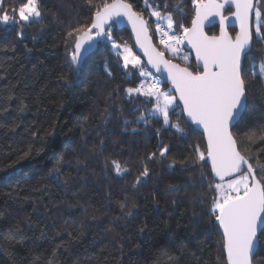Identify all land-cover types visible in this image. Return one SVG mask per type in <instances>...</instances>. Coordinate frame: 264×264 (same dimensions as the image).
I'll return each instance as SVG.
<instances>
[{
  "label": "trees",
  "instance_id": "1",
  "mask_svg": "<svg viewBox=\"0 0 264 264\" xmlns=\"http://www.w3.org/2000/svg\"><path fill=\"white\" fill-rule=\"evenodd\" d=\"M21 2L2 0L0 7L11 14ZM126 2L143 15L160 51L152 8L185 26L194 17L192 0ZM39 5L36 21L0 24V264H225L223 234L211 215L209 185L218 181L210 167L193 163L196 147L206 146L204 135L178 101L166 126L159 115L149 117L154 99L127 94L145 81L138 69L123 68L112 47L114 41L136 52L127 29L115 24L112 41L94 47L77 69L69 62L74 41L67 33L88 24L95 9L87 0ZM207 32L216 35L219 27ZM183 49L194 68L187 44ZM262 51L264 41L253 35L249 66L258 74ZM165 56L185 66L182 58ZM142 64L152 72L143 58ZM246 80L252 86L245 119L233 132L250 162L264 165V76ZM158 86L171 89L164 81ZM163 145L168 151L161 157ZM108 159L129 171L117 176L105 168ZM145 166L149 175L137 184ZM253 264H264V237Z\"/></svg>",
  "mask_w": 264,
  "mask_h": 264
},
{
  "label": "snow or ice",
  "instance_id": "2",
  "mask_svg": "<svg viewBox=\"0 0 264 264\" xmlns=\"http://www.w3.org/2000/svg\"><path fill=\"white\" fill-rule=\"evenodd\" d=\"M87 2L90 8L95 9L90 22L73 27L67 33L74 41L68 53L70 65L78 69L86 52L104 41H112V27L120 23L121 18L127 19L136 34L137 44L147 57V64L157 72H166L171 83L169 92L162 91L157 82L127 88V94L143 95L150 103L154 99L149 117L161 116L163 125L170 124L169 111L174 105L178 106L179 101L190 122L203 129L206 146L203 151L196 147L193 163L202 168L210 167L208 175L218 181L209 185L215 193L211 199V215L223 229L225 264H253L257 242L264 237V165L254 166L250 162L252 158L245 154L246 149L233 129L245 119L248 89L252 86L246 76H264V73L254 71L255 65L249 66V61L253 59V35L264 41V0H192L194 17L191 26L174 20L171 12L162 14L160 6L153 7L150 15L157 19L159 44L164 51L152 44L147 21L126 0H111L110 3L102 0L99 4L94 0ZM229 5L234 6L232 15L239 24V31L234 37L225 30L228 17L224 15V10ZM149 6L146 3V8ZM163 7L166 9L168 5ZM41 16L39 0H23L18 9H12L11 14L0 7V24L3 25L19 27ZM253 16L254 25L250 24ZM213 17L219 18V35H209L205 31ZM161 22H166L167 30L161 27ZM17 35L23 37V32ZM184 44L195 53L194 68L188 66L189 57L186 55L182 57L185 62L183 67L165 58V52L175 55ZM85 45L88 47L85 48ZM112 47L118 49L120 46L113 41ZM260 54L264 56V51ZM122 60L124 69L129 66L138 69L145 81L152 75L127 47L123 49ZM108 75L111 76L110 71ZM173 91L175 95L171 94ZM149 117L142 115L139 120L147 124ZM170 126L183 132L177 124ZM103 143L101 140L100 145ZM167 151L168 147L163 145L159 155L163 157ZM155 155L152 153L149 159ZM105 168L113 170L117 176L129 171L117 159L106 160ZM148 175L149 169L145 166L136 183H141L140 177Z\"/></svg>",
  "mask_w": 264,
  "mask_h": 264
},
{
  "label": "water",
  "instance_id": "3",
  "mask_svg": "<svg viewBox=\"0 0 264 264\" xmlns=\"http://www.w3.org/2000/svg\"><path fill=\"white\" fill-rule=\"evenodd\" d=\"M227 9H232V12L231 13H228V14H226V11H227ZM235 11V8H234V6H232V5H229V6H226V8H225V10H224V15L225 16H227L228 17V19H227V21H226V24H225V30L228 32V34L230 35V36H235V34L239 31V24H238V22L235 20V17L232 15V13ZM253 18H254V16L251 18V20H250V24H253ZM218 26L219 27V32H218V34H216V35H219V33H220V25H219V18L218 17H213L212 18V22L210 23V24H208L206 27H205V31L207 32V29L208 28H210V27H212V26ZM117 26L119 27V28H125V29H127L129 32H130V34H131V37H132V40H133V42H134V45H135V50H136V52L144 59V61L146 62V64H147V57L144 55V51H143V49H141L140 47H139V45L137 44V42H136V34H135V32H133V30H132V26H131V24L127 21V19L126 18H121V22L120 23H118L117 24ZM230 28H235L236 29V33L233 35L231 32H230ZM208 33V32H207ZM149 34H150V32H149ZM209 34V33H208ZM210 35V34H209ZM151 36V35H150ZM151 41H152V44L154 45V46H156V44L154 43V41H153V39H152V37H151ZM188 46V45H187ZM88 46L87 45H85V48H87ZM157 47V46H156ZM189 47V49H190V51L192 52V56H193V59H194V61H195V53H194V51L190 48V46H188ZM158 48V47H157ZM93 49V48H92ZM92 49H89L87 52H86V54L84 55V58H86V56H88L89 55V53L92 51ZM158 50H160L159 48H158ZM84 58H83V60H84ZM165 58L166 59H168L166 56H165ZM82 60V61H83ZM173 63H177V62H175V61H172ZM196 63V62H195ZM177 64H179V63H177ZM148 65V64H147ZM181 65V64H180ZM182 67H183V65H181ZM148 67H149V69L155 74V75H157L158 77H160L164 82H168L169 84H170V86H171V83H170V81H168V79H167V73L166 72H164V71H161V72H157L155 69H153V68H151V66L150 65H148ZM174 92V91H173ZM175 94V93H174ZM179 102V101H178ZM180 104V103H179ZM181 105V107H182V109H183V106H182V104H180ZM184 113V112H183ZM184 115H185V117H186V119L188 120V122L193 126V127H195L199 132H201L202 134H203V129L202 128H199L198 126H196V125H194V124H192L191 122H190V120H189V118L187 117V114L186 113H184ZM204 139H205V142H206V137L204 136ZM220 227V226H219ZM220 229H221V232H222V234H223V229L220 227ZM258 247H259V240H258V242H257V247H256V251H257V249H258ZM225 252V251H224ZM255 254H256V252H255ZM255 254H254V257H255ZM225 256H226V252H225ZM254 257H253V259H254Z\"/></svg>",
  "mask_w": 264,
  "mask_h": 264
},
{
  "label": "rangeland",
  "instance_id": "4",
  "mask_svg": "<svg viewBox=\"0 0 264 264\" xmlns=\"http://www.w3.org/2000/svg\"><path fill=\"white\" fill-rule=\"evenodd\" d=\"M161 27H163L165 30H167L166 29V22H161ZM156 28H157V26H156ZM158 35H159V39H160V33L158 32ZM125 47H127V48H129V49H131V51H132V53H133V55H135V56H138L139 58H140V60H141V63H142V57L137 53V52H135L134 51V49L131 47V46H121V47H119L118 49H116L117 50V52L120 54V56L122 57V55H123V49L125 48ZM162 51H164V48L162 49ZM167 53H169L171 56H174L172 59H174L175 57H179V58H182L183 56H188V52H186V51H184V49H183V45L182 46H180V49H179V51L175 54V55H173V54H171L170 52H167ZM152 73V75L147 79V81H144V83L147 85L148 83H153L154 82V80H155V82L157 83V82H159V83H162L163 82V80L160 78V77H158L157 75H155L153 72H151ZM262 73H264V69L262 70ZM144 78V77H143ZM155 78V79H154ZM144 80H145V78H144ZM154 82V83H155ZM160 89L162 90V91H164V92H168L167 90H164L162 87H160ZM173 95H175V94H173ZM176 105H174L171 109H170V111L175 107ZM170 111H169V113H170ZM161 117V116H160ZM162 118V117H161ZM169 120H170V118H169ZM167 126V125H166Z\"/></svg>",
  "mask_w": 264,
  "mask_h": 264
}]
</instances>
